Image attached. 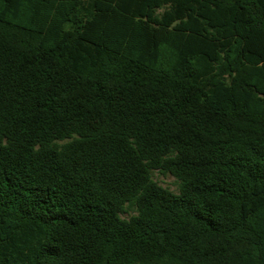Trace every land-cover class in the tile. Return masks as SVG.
Here are the masks:
<instances>
[{
  "label": "trees",
  "instance_id": "obj_1",
  "mask_svg": "<svg viewBox=\"0 0 264 264\" xmlns=\"http://www.w3.org/2000/svg\"><path fill=\"white\" fill-rule=\"evenodd\" d=\"M0 264H264V0H0Z\"/></svg>",
  "mask_w": 264,
  "mask_h": 264
},
{
  "label": "rangeland",
  "instance_id": "obj_2",
  "mask_svg": "<svg viewBox=\"0 0 264 264\" xmlns=\"http://www.w3.org/2000/svg\"><path fill=\"white\" fill-rule=\"evenodd\" d=\"M154 179L160 183L162 186L167 187L171 189L174 192H178L179 189V181L177 178L171 174H165L158 170H155L153 172ZM125 217H128V215H124Z\"/></svg>",
  "mask_w": 264,
  "mask_h": 264
}]
</instances>
